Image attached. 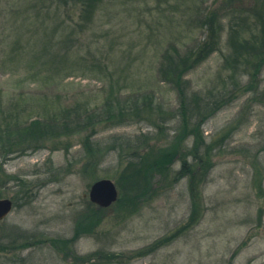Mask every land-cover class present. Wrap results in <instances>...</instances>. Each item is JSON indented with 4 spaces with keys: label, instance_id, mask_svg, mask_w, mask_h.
<instances>
[{
    "label": "rangeland",
    "instance_id": "374dc122",
    "mask_svg": "<svg viewBox=\"0 0 264 264\" xmlns=\"http://www.w3.org/2000/svg\"><path fill=\"white\" fill-rule=\"evenodd\" d=\"M0 198V264H264V0H0Z\"/></svg>",
    "mask_w": 264,
    "mask_h": 264
},
{
    "label": "water",
    "instance_id": "95a60500",
    "mask_svg": "<svg viewBox=\"0 0 264 264\" xmlns=\"http://www.w3.org/2000/svg\"><path fill=\"white\" fill-rule=\"evenodd\" d=\"M117 198V190L114 183L107 178L95 181L89 189L90 201L99 207H107ZM12 202L8 198H0V220L11 210Z\"/></svg>",
    "mask_w": 264,
    "mask_h": 264
},
{
    "label": "trees",
    "instance_id": "16d2710c",
    "mask_svg": "<svg viewBox=\"0 0 264 264\" xmlns=\"http://www.w3.org/2000/svg\"><path fill=\"white\" fill-rule=\"evenodd\" d=\"M178 74V76H181L182 74H183V72H178L177 73ZM203 103H206V101H203ZM131 114V113H130ZM39 122V121H38ZM38 122H36V123H34L32 126H31V129H35L36 127H37V125H39L40 123H38ZM28 126H29V124H28ZM199 164H200V162H199ZM202 166H203V164H201ZM201 168V167H200ZM204 168V167H203ZM182 170H183V167L181 168ZM203 170V169H202ZM204 170H207V168L206 169H204ZM192 171V170H191Z\"/></svg>",
    "mask_w": 264,
    "mask_h": 264
}]
</instances>
